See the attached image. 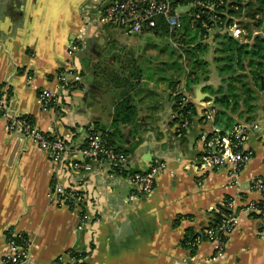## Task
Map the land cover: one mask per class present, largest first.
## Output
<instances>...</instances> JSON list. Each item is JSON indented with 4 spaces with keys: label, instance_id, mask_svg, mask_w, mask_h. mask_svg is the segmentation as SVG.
Listing matches in <instances>:
<instances>
[{
    "label": "crops",
    "instance_id": "crops-1",
    "mask_svg": "<svg viewBox=\"0 0 264 264\" xmlns=\"http://www.w3.org/2000/svg\"><path fill=\"white\" fill-rule=\"evenodd\" d=\"M104 1L0 0V94L13 116L0 115V258L8 251L10 229L29 238V258L20 264H66L71 249L83 253L87 264H212L210 241L191 247L183 240L200 232L210 222V212L230 197L238 220L227 236L221 264H264V219L242 207L261 199L251 182L264 177V112L257 109L249 120L259 125L249 133L246 146L252 154L236 176L222 166L194 170L202 149L199 134L223 126L215 116L203 122L200 112L211 101L206 100L207 85L217 89L221 84L213 72L221 77L215 41L210 73L206 55L211 36L200 39L207 46L202 59L208 71L207 80L198 83H189L191 56L182 47L177 50L184 63L171 65L169 78L145 74L138 55L128 59L124 51H118L124 59L115 64L109 45L122 47L130 36L100 22ZM169 36L180 45L179 35ZM72 45L76 49L69 54ZM69 71L75 77L62 82ZM198 86L205 94L201 100L196 99ZM42 89L59 100L43 108L37 96ZM175 89L196 103V114L182 128L174 118ZM19 116L30 117L44 132L70 138L71 147L83 142L85 123H95L128 152L127 170L143 169L155 157L165 167L149 194L130 199L126 174L100 166L69 171L52 161L18 122L9 128ZM55 184L83 191L90 206L82 205L85 223L79 206L55 198Z\"/></svg>",
    "mask_w": 264,
    "mask_h": 264
},
{
    "label": "built area",
    "instance_id": "built-area-1",
    "mask_svg": "<svg viewBox=\"0 0 264 264\" xmlns=\"http://www.w3.org/2000/svg\"><path fill=\"white\" fill-rule=\"evenodd\" d=\"M197 4L196 2L192 5L196 6ZM98 11L100 22L127 36H136L149 31L156 26L159 20H163L169 30H177L181 26L182 12L177 11V6L171 5L168 0H105ZM191 15L193 16L191 18L192 25L199 18V13L194 11L191 12ZM75 49L76 46L72 45L68 49V53L73 54ZM77 70L74 69L73 71L77 74ZM75 73L69 71L67 74H63L61 81L66 82L72 76L75 77ZM178 91V89L174 90V92ZM37 96L43 108L50 107L59 100L58 96L48 89H42ZM181 101L186 102L187 97L183 95ZM208 102V106L204 105L200 109L203 122H212L215 116L216 107L213 106L212 101ZM194 104L195 107L196 103L194 102ZM8 108L7 101L0 96V115L12 116ZM22 120L20 116L14 118L9 123V128H13L18 122L22 131L31 136L52 161L67 167L69 171L89 172L100 166L105 167L111 173L126 174L132 186L130 199L149 194L154 187L156 176L165 167L164 161L155 157L143 169L127 170L129 155L115 149L108 141L107 135L95 131L93 125L86 127L85 145L71 147L69 145L70 138L48 137L44 131L34 125L22 122ZM188 123L189 121L185 119L179 123V127H185ZM258 125L257 122L237 120L230 126L223 128L224 131L222 127L212 125L209 131L199 134L198 138L202 147L201 155L199 160L193 163L192 168L196 171H205L222 166L228 168L230 175L236 176L252 154L246 146V142L250 131L257 128ZM56 180L55 175L54 181ZM251 187L261 194V199L248 202L243 206V210L264 215V178L253 179ZM52 194L60 202L69 205L71 208L79 206V219L85 223L87 216L83 212L85 208L82 207L90 206L83 191L78 187H64L61 184H55ZM224 202L228 212L222 214V221L216 229L205 228L201 235H197L192 241H187V244L192 246H195L202 239L210 241L213 251L209 260L212 264H221L227 236L238 220V212L232 200L225 199ZM6 243L8 251L1 256L0 264H20L29 258V238L24 232L7 230ZM89 246L92 248V245ZM67 253L68 261L66 264H87L84 257Z\"/></svg>",
    "mask_w": 264,
    "mask_h": 264
},
{
    "label": "trees",
    "instance_id": "trees-1",
    "mask_svg": "<svg viewBox=\"0 0 264 264\" xmlns=\"http://www.w3.org/2000/svg\"><path fill=\"white\" fill-rule=\"evenodd\" d=\"M171 5H181V4H187L190 5V7L181 13V26L179 29L175 30H169L166 23H164L163 20H159L155 27H153L151 30H149L151 33H156L160 31H166L169 34H174L176 31H182L181 33L183 35H177L180 38V46L183 48V51L185 54H188L191 56V60L189 62V65H191V70L188 74L189 83L190 82H196L198 83L201 78L204 80H207V69H206V61L202 59V56L207 51V46L203 42L200 41L201 37L203 35H206L209 30L213 29L214 35L217 38L218 42L215 46V55L214 58L218 62V68L219 73L221 77L226 73H232L235 72V70L238 68V64L235 66H232V63H221L222 60L232 59L233 57H237L238 59L242 57L243 55L250 56V59L248 61V66H250L249 73H251L253 77V86H258L261 89L264 88V0H168ZM198 3L196 6L192 5L193 3ZM253 5V17L252 13H250V18H253V25L255 26L256 33L251 36V42L248 45V43H238L237 39H235L233 36H227V35H220L222 33V28L228 27L231 19L234 15H236L239 10L244 7H249ZM208 6V8H207ZM212 8V9H211ZM228 10V14L226 15L229 19H226V16L223 11ZM198 12L199 18L191 25V18L193 17L191 15V12ZM225 25L223 24V21H225ZM145 31V32H149ZM254 32V31H253ZM144 33V32H143ZM200 33V34H199ZM175 36V35H173ZM224 37H226L224 39ZM221 44V45H220ZM228 45V46H225ZM249 48H248V47ZM234 49L230 51V49ZM242 49L244 50L242 55H238V52H241ZM137 61L136 59L134 62ZM131 74L135 75L136 73L131 71ZM231 74V75H232ZM229 79H225L226 82H221L220 86L216 89L213 85H207V88L210 91V97H208L206 100H211L213 103V106L216 107L215 112V119L223 124V128H226L230 126L232 123H234L237 120H246L251 119L254 115L253 114L257 112L256 103H252L251 99H256V96L252 94V89L250 87H247V85L244 84V82H239V80L232 81V78L230 75ZM248 94L250 96V100L245 99V103H248L247 108H242V103L244 102V95ZM1 96V94H0ZM183 96L182 92H174L173 91V111L175 113L174 118L177 122H181L183 120L190 121L191 118L196 114V106L194 107V102L187 100L186 102L181 101V97ZM250 101V103H249ZM253 104V106H252ZM263 106L260 108L264 112V103H262ZM253 109V111H252ZM245 111H252L251 115L248 113L246 114ZM245 113V114H244ZM235 114V115H234ZM24 122L27 124H32V119L30 117H27V119L24 116H21ZM86 127L88 125H93L95 131H99L101 133H105L107 135L108 141L111 143V145L117 149L121 150L128 154V152L121 148L120 146L116 145L113 141V138L111 134L107 131H101L97 128L95 123H85ZM84 124V125H85ZM85 127V128H86ZM224 131V130H223ZM48 137H60L63 138V136L60 135H52L47 132H44ZM74 136V135H73ZM84 138L83 142L79 146L85 145ZM264 178V177H260ZM227 199V198H226ZM228 212V209L225 205V202L223 201L221 204H219L216 208V210H212L211 213V220L210 222L202 228V230L198 233H189L185 236L183 243L185 245L187 244V241H192L197 235H201V232L205 228H213L216 229V227L221 223L222 221V214ZM254 215L260 216L264 219V215L262 214H256L252 213ZM191 247H194L192 245H188ZM71 254H75L77 257H84V254L79 251H74V249L69 250Z\"/></svg>",
    "mask_w": 264,
    "mask_h": 264
},
{
    "label": "rangeland",
    "instance_id": "rangeland-1",
    "mask_svg": "<svg viewBox=\"0 0 264 264\" xmlns=\"http://www.w3.org/2000/svg\"><path fill=\"white\" fill-rule=\"evenodd\" d=\"M246 1V0H244ZM190 7V5L187 4H181L177 6V11L183 12L187 10ZM212 9V8H211ZM253 5L249 7H242L239 12L233 16L231 19V22L229 26L224 27L222 33L220 35H227V36H233L235 39H237L238 43H248V45L251 42V36L256 33L255 31V26L253 25V18H250V13H252L253 17ZM225 16L228 14V10L223 11ZM226 19H229L226 16ZM223 21V24L225 25L226 23ZM254 31V32H253ZM182 31H176L174 34H169L166 31H158L156 33H151L149 32H144L141 33L137 36H130L127 38L126 43L120 47L118 43H112L109 45V50H114L115 54L113 53V60L115 61V64H117L118 60L124 59L118 51H124L126 55L128 56V59L130 56H135L138 58V64L139 67L141 68L142 72H150V75L157 73V75L169 78L173 72L174 69L170 67L171 65H176L180 64L183 62V54L179 52L177 49H180V45L178 46V43L173 42L171 37L169 35H183L181 33ZM214 30L211 29L208 31L207 35H210V51L206 55V57L209 59L211 62L209 65V71L212 73V70L215 68L212 60V55L214 54L212 52V49L214 47V41H215V46L217 45L218 42V37L216 38L214 35ZM200 34V33H199ZM226 37H224L225 39ZM176 44V45H175ZM221 45V44H220ZM219 45H217L218 47ZM228 46V45H225ZM248 47V46H247ZM176 48V49H175ZM215 48V47H214ZM249 48V47H248ZM234 49H230L232 51ZM243 49L241 52H238V55H242ZM127 59V58H126ZM250 59V56L248 55H243L239 59L237 57H233L232 59H227V60H221V63H232V66H235L238 64V68L235 70V72L232 73H226L222 77L218 75L217 70H213L214 72V77L217 81L220 82H226L229 79V76H231L232 81H235L236 79L239 80V82H244L247 87H250L252 89V94L256 96V99H251L252 103H256L258 110L262 112L263 110L260 108L263 106L262 103H264V88L261 89L258 86H253V77L251 73H249V70L251 69L250 66H248V61ZM184 63V62H183ZM186 63V61H185ZM214 67V68H213ZM232 74V75H231ZM244 95V102L242 103V108H247L248 103H245V99L250 100V96L248 94H243ZM250 103V101H249ZM253 106V104H252ZM253 111V109H252ZM252 111H245L246 114H250ZM245 114V113H244ZM253 118L255 117V113L253 114ZM250 119H248V122ZM227 199L232 200L230 197ZM226 199V200H227ZM259 201V200H256ZM233 202V200H232ZM248 203V202H247ZM234 204V203H233ZM245 206V205H244ZM243 207V206H242ZM236 209V208H235ZM237 211V209H236ZM226 245V244H225ZM224 252H225V247H224ZM224 254V253H223Z\"/></svg>",
    "mask_w": 264,
    "mask_h": 264
},
{
    "label": "water",
    "instance_id": "water-1",
    "mask_svg": "<svg viewBox=\"0 0 264 264\" xmlns=\"http://www.w3.org/2000/svg\"><path fill=\"white\" fill-rule=\"evenodd\" d=\"M200 86H198L197 88H196V92H195V94H196V99L197 100H201L202 99V97L205 95V94H203L202 92H200V88H199ZM199 95H201V96H199Z\"/></svg>",
    "mask_w": 264,
    "mask_h": 264
}]
</instances>
